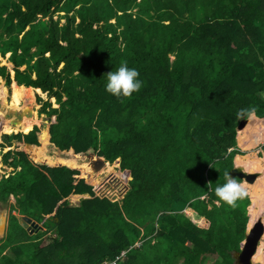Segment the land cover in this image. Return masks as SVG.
<instances>
[{
    "label": "trees",
    "instance_id": "16d2710c",
    "mask_svg": "<svg viewBox=\"0 0 264 264\" xmlns=\"http://www.w3.org/2000/svg\"><path fill=\"white\" fill-rule=\"evenodd\" d=\"M0 61V202L40 226L9 214L0 264H234L250 200L214 189L236 113L264 118V0H0ZM125 62L143 84L117 98ZM116 159L123 198L93 197Z\"/></svg>",
    "mask_w": 264,
    "mask_h": 264
},
{
    "label": "rangeland",
    "instance_id": "374dc122",
    "mask_svg": "<svg viewBox=\"0 0 264 264\" xmlns=\"http://www.w3.org/2000/svg\"><path fill=\"white\" fill-rule=\"evenodd\" d=\"M58 16L62 18V17H64V14L60 13ZM56 17L57 16L54 15L53 20L56 19ZM58 21H59V26H61V25L64 24L65 20L64 19H59ZM1 62H3V64H5V61H0V64H1ZM3 64H1V65H3ZM9 67L10 66L7 65V68H9ZM25 68H26V66L23 65L20 69L23 70ZM0 84H1L0 86L3 85V82L1 80H0ZM6 89H8V88H6ZM10 89H11V87H10ZM31 95H32V98H35L36 93L34 91H32ZM263 97H264V95H263ZM6 98H5V101H6ZM40 98L42 100H45L46 99L45 94H41ZM0 102H1V100H0ZM0 108H1V105H0ZM0 112L3 113V111L1 109H0ZM256 120L257 119L252 117L250 120H248V123L243 127V129L236 130L235 139H236V137L238 135V132L244 131V139H243L244 143H243V146L240 147L238 142H237V139H236V147H237V149H239L240 152H242V154L234 156V158H233V164L234 165L240 164V162L238 161V158L241 155L242 156L248 155L249 156L248 159H247L248 161L249 160L252 161L255 158H263L264 157V153L261 152V150H260V146L264 144L263 138L259 139L258 136L255 133V130H254V125H256V123H257ZM0 135H3V133H1ZM242 161H244V160L242 159L241 162ZM119 163H120V161L119 162L118 161H113L110 164H106L105 163L104 166L101 167V169H98V171L95 174H93L92 180H91V182H92L91 184L93 185L94 194H97V192H100V195L102 196L103 194L107 195L106 191H110V192L112 191L113 193L110 196L107 195L108 196V200H110L112 202L117 201L118 203L121 201V199L123 198L124 194L126 193V191H127L126 190L127 189V183H128V181L130 179L129 175L124 174V173H126L125 172L126 170H122L120 168V164ZM2 166L4 167V169L0 168V177L2 175L10 174V172L12 171V168H9L5 164H2ZM258 167H260V166H258ZM118 168H120L121 171H119ZM243 169H244V167H243ZM246 171H248L250 173H260L261 174L262 170H259V169L258 170H255V169L254 170L253 169L252 170H248V169H246ZM262 173H263V171H262ZM263 176H264L263 174L262 175H258V177L256 178V180L254 181L253 184L245 183V187H246L247 191L248 192L251 191L252 188H248V187H251L252 185H255V182L260 177H263ZM95 188H97V189L95 190ZM104 189H105L106 193L105 192L101 193L102 190H104ZM248 194H247V196H248ZM255 195L256 196L258 195L257 197H260L258 199H262V201H264V195H262V193H261V195H259L258 192H257ZM248 197L250 199L249 205H250V203H253V204L257 203V204H255L256 208H261V205L259 204L258 199L255 200L254 201L255 203H254V202H252L250 196H248ZM86 198H90V197L88 195H86V194H82L76 199L72 195L68 199V202H69V204H71L73 206H77L82 199H86ZM11 205H15V202H14L12 197H9L6 202H3V203L0 202V225H1V228H0V240L5 235V230H6V225H7V220H8L9 214H15L17 217H19L20 220L22 219L21 217H24V216L17 215L16 211H14V212L11 211L10 210V206ZM249 207H251V206H249ZM249 207H247V212L249 210ZM248 217L250 219L252 217V215L249 212H248ZM36 225H37V227L40 228L39 224L36 223ZM33 230H34V228L32 226H30L29 227V231H31L32 234H33ZM41 230H43V229L41 228ZM210 261H211V259H209V261H207L206 264H209ZM253 262H254V264H264V253L259 254L257 256H254Z\"/></svg>",
    "mask_w": 264,
    "mask_h": 264
},
{
    "label": "clouds",
    "instance_id": "9594fccd",
    "mask_svg": "<svg viewBox=\"0 0 264 264\" xmlns=\"http://www.w3.org/2000/svg\"><path fill=\"white\" fill-rule=\"evenodd\" d=\"M105 75H106V83L104 85L105 91L117 98L130 97L132 94L138 92L143 84V81L139 78L140 74L138 70L134 67H129L126 62L121 63L117 68H115V70H111ZM255 113H256V109L254 107L241 108L236 113V117L238 120L243 119L247 121L250 120L255 115ZM115 161L119 162V159L118 160L116 159ZM105 163L110 164V162H105ZM104 164L101 167H103ZM118 170L121 171L120 168H118ZM127 171L128 170H126L125 171L126 173L124 174L130 176L129 171L128 172ZM91 180L92 177L90 181ZM245 183L246 182L244 181V179L240 178L238 180L236 177L230 176L229 172H225L224 182L222 184H218L214 189V194L218 198V202H223L224 204H227L229 206H235L238 200L245 198L248 194L247 189L245 187ZM91 189H92L93 197H98V198L105 197L108 199V196H104V195L96 196L93 191V185ZM203 198H204L203 196L200 197V199Z\"/></svg>",
    "mask_w": 264,
    "mask_h": 264
},
{
    "label": "water",
    "instance_id": "95a60500",
    "mask_svg": "<svg viewBox=\"0 0 264 264\" xmlns=\"http://www.w3.org/2000/svg\"><path fill=\"white\" fill-rule=\"evenodd\" d=\"M5 65V64H3ZM11 114L10 111L7 113V117ZM248 123V120H240L236 130L243 129V127ZM10 124H13L10 121ZM230 176L236 177L238 180L240 178L248 184H253L260 173H250L243 169L241 166H236L233 164L232 168L228 171ZM126 189V188H125ZM127 190V189H126ZM259 204L261 205L260 210H258L257 216L253 223L249 225L250 219L246 224V229L244 233V238L239 244V250L233 253L234 264H254L253 258L264 235V203L262 199H258ZM253 203H250L249 206H252ZM248 206V207H249ZM19 224L22 228L29 231V227H36V224L28 217H21ZM29 235L32 234L31 231L28 232Z\"/></svg>",
    "mask_w": 264,
    "mask_h": 264
},
{
    "label": "bare ground",
    "instance_id": "6f19581e",
    "mask_svg": "<svg viewBox=\"0 0 264 264\" xmlns=\"http://www.w3.org/2000/svg\"><path fill=\"white\" fill-rule=\"evenodd\" d=\"M254 118V116H253ZM257 123L256 125H254V130H255V133L256 135L258 136L259 139L263 138L264 136V121L263 120H256ZM237 139V142L239 144V146H243V139H244V131H240L238 132V135L236 137ZM253 144V143H252ZM248 155H245V156H240L238 158V161L240 162V164H237L236 166H241V167H244V169H248V170H262L261 171V174L260 175H264V157L263 158H255L253 159L252 161L251 160H247L248 159ZM244 160L241 162V160ZM260 166V167H258ZM248 188H252L251 191H247L248 196H250L252 202H254L255 200H257L258 198L260 197H257L255 194L258 192L259 195H264V176L263 177H260L256 182H255V185H252L251 187H248ZM250 200V199H249ZM255 203V202H254ZM264 203V201H263ZM257 204V203H255ZM253 204L251 207H249V210L248 212L252 215L251 219H250V222H249V225L250 226L253 221L255 220L256 216H257V213H258V210H260V208H256V205ZM247 212V214H248ZM0 228H1V225H0ZM264 253V235L261 239V241L259 242V246L257 248V252L255 253V256L259 255V254H262Z\"/></svg>",
    "mask_w": 264,
    "mask_h": 264
},
{
    "label": "built area",
    "instance_id": "2783aa9c",
    "mask_svg": "<svg viewBox=\"0 0 264 264\" xmlns=\"http://www.w3.org/2000/svg\"><path fill=\"white\" fill-rule=\"evenodd\" d=\"M96 189H97V188H95V190H96ZM98 193H99V194H98ZM95 195H96V196H101V195H100V192H97V194H95ZM103 195H104V194H103ZM103 195H102V196H103ZM104 196H107V195H104ZM111 263H112V264H115V261H112Z\"/></svg>",
    "mask_w": 264,
    "mask_h": 264
},
{
    "label": "crops",
    "instance_id": "0c3cea01",
    "mask_svg": "<svg viewBox=\"0 0 264 264\" xmlns=\"http://www.w3.org/2000/svg\"><path fill=\"white\" fill-rule=\"evenodd\" d=\"M5 64H6V63H5ZM254 118L257 119V120H263V121H264V118H257V117H255V116H254ZM263 141H264V137H263ZM257 143H258V142H257ZM257 143H256V144H257ZM261 144H262V143H261Z\"/></svg>",
    "mask_w": 264,
    "mask_h": 264
},
{
    "label": "flooded vegetation",
    "instance_id": "af4514ba",
    "mask_svg": "<svg viewBox=\"0 0 264 264\" xmlns=\"http://www.w3.org/2000/svg\"><path fill=\"white\" fill-rule=\"evenodd\" d=\"M33 228H37V225H36V227H33Z\"/></svg>",
    "mask_w": 264,
    "mask_h": 264
}]
</instances>
